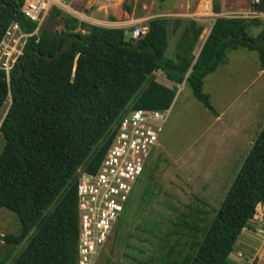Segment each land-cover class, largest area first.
<instances>
[{"label":"trees","instance_id":"trees-1","mask_svg":"<svg viewBox=\"0 0 264 264\" xmlns=\"http://www.w3.org/2000/svg\"><path fill=\"white\" fill-rule=\"evenodd\" d=\"M21 4L0 0V44L13 24L29 35L8 75L0 70V111L10 101L0 124V209L18 223V233L4 236L2 247H19L32 233L12 264H77L75 174L81 167L96 171L124 113L170 109L176 91L155 81L142 90L149 76L158 70L168 81L184 83L215 116L203 93L204 79L237 49L257 52L263 70L264 43L259 41L264 42V30L253 38L248 30L255 22L217 18L195 58L192 51L203 29L191 22L169 60L164 57V17L148 20L147 33L134 42L125 41L122 29L89 26L52 8L54 27L37 38L36 24L22 16ZM219 10L213 4V12ZM255 10L264 14V0ZM179 23L175 21L174 31ZM263 204L264 124L213 219L201 227L188 226V251L172 248L159 264H227L241 232ZM2 247L0 264H6Z\"/></svg>","mask_w":264,"mask_h":264},{"label":"rangeland","instance_id":"rangeland-1","mask_svg":"<svg viewBox=\"0 0 264 264\" xmlns=\"http://www.w3.org/2000/svg\"><path fill=\"white\" fill-rule=\"evenodd\" d=\"M78 2L80 5L67 0L65 8H57L63 15L89 26L100 27L94 23L99 17L91 14L96 9L92 1ZM198 2L118 0L112 7L100 8L99 13L104 20L107 17L108 22L113 20V14L120 21L130 19L136 23L143 20V25L148 19L166 17L168 47L164 57L170 59L175 54L178 41L174 23L180 19L191 23L190 15L196 14ZM215 3L220 7L219 13L213 12L214 16L209 22L197 21V26L202 27L204 32L192 51L194 55L219 16L255 22L248 30L253 38L264 30V14L256 12L246 0H212V4ZM126 7L130 12L126 11ZM51 14L52 10L45 15L34 36L38 38L45 28L53 26L49 20ZM55 29L59 31L61 28ZM122 30L125 41H129L132 28ZM27 37L19 24L9 28L0 46V65L8 61L12 66L18 53L22 52ZM6 52L9 57L4 56ZM164 77L158 70L153 72L142 90L150 81L170 88L164 83ZM172 88L176 91L175 100L168 110V119L150 165L135 187L119 228L95 264H159L162 254L172 251V248L188 251L192 242L188 226L201 227L213 219L264 124V69L259 66L257 52L244 49L228 52L215 73L204 79L203 93L209 97L212 108L218 114L216 116L193 98L191 90L184 83L175 84ZM9 103L7 100L0 111V124ZM251 106L252 116L248 120L246 137L233 140L232 131L243 111ZM3 147L4 141L0 135V154ZM143 201L145 205L140 206ZM263 205L256 208L255 216L241 232L227 264H264ZM17 233L15 216L0 209V247L3 246L4 236ZM28 238L19 247H2L3 254L8 257L6 264H12L17 259L26 247Z\"/></svg>","mask_w":264,"mask_h":264},{"label":"built area","instance_id":"built-area-1","mask_svg":"<svg viewBox=\"0 0 264 264\" xmlns=\"http://www.w3.org/2000/svg\"><path fill=\"white\" fill-rule=\"evenodd\" d=\"M65 1L67 0H22L20 12L26 20L36 24L35 34L45 15L52 8L65 7ZM91 1L96 9H107L118 0ZM246 1L251 8H255L260 0ZM213 16L212 0H200L192 18L200 21ZM126 27L132 28L131 39L134 42L139 41L148 29L141 22L129 23ZM21 54L22 52L18 53L12 66H9L8 61L2 63L0 70L8 75ZM4 56L9 57V53L6 52ZM168 115V110H133L124 113L114 128L96 171L89 173L85 167L77 170V264H95L100 253L112 240L136 185L150 165Z\"/></svg>","mask_w":264,"mask_h":264},{"label":"crops","instance_id":"crops-1","mask_svg":"<svg viewBox=\"0 0 264 264\" xmlns=\"http://www.w3.org/2000/svg\"><path fill=\"white\" fill-rule=\"evenodd\" d=\"M79 0H73V2H75V4H78V5H80L79 4V2H78ZM190 1V0H189ZM200 1V0H199ZM199 3V2H198ZM197 6H198V4H197ZM62 8H65V7H62ZM197 8V7H196ZM67 11H69L68 9H67ZM69 12H71V13H73V14H77L76 12H74L73 10H70ZM91 14H92V16L93 17H99V20H94V23H97V25H99L100 27H102V28H109V29H124L125 27H126V25L127 24H129V23H133V22H131V21H133V20H130V19H125V20H122V21H120V19L118 18V17H116V16H114L113 14H111L112 16H113V20L111 21V22H108V20H107V17L105 18V20L103 19L104 17H103V15L102 14H100L99 13V8L98 9H95V11H93V12H91ZM106 14H107V12H106ZM192 16L193 15H190V19L192 20V22H194L196 25H197V21L195 20V19H193L192 18ZM155 18H161V17H155ZM164 18H166V17H164ZM218 18H225V17H222V16H219ZM151 19H153V18H151ZM178 19V18H177ZM148 20H150V19H148ZM148 20L146 21V23L145 24H147V22H148ZM216 20V19H215ZM201 22H209L210 21V19H205V20H200ZM137 22H141V23H144V21L143 20H140V21H136V23ZM214 23V22H213ZM212 23V24H213ZM187 22L185 21V20H181L180 19V23H179V25H178V27H177V29L175 30V33H176V35H177V37H178V40H179V38H180V36L182 35V33H183V31H184V29L187 27ZM98 27V26H97ZM211 27H212V25L210 26V28L208 29V31L206 32L207 34H206V36H205V38L203 39V41H202V43L200 44V46H199V49H198V51H197V54L196 55H194L193 53H192V55L196 58L197 57V55H198V53H199V51H200V49H201V47H202V45H203V43H204V41H205V39H206V37H207V35H208V33H209V31H210V29H211ZM202 32H204V30L202 31ZM202 34V33H201ZM200 37H202V36H200ZM199 37V38H200ZM199 40V39H198ZM178 42V41H177ZM198 42V41H197ZM177 44V43H176ZM174 58H175V54L173 55V57H171L169 60H174ZM164 83L165 84H168L169 86H170V88L169 89H173L172 87H174L175 86V84L174 83H172V82H170V81H168L165 77H164ZM163 86V85H162ZM164 87H166V86H164ZM167 88V87H166ZM175 100V99H174ZM174 102V101H173ZM171 108V107H170ZM252 106H251V108L250 109H248V108H246L244 111H243V113H242V116L240 117V121L236 124L237 126L235 127V129L232 131V135H231V137H232V139L233 140H238V139H241L242 137L244 138V137H246V130H247V127L249 126L248 125V120H249V118H251V116H252ZM216 113V112H215ZM216 115H218L217 113H216ZM215 115V116H216ZM221 116V115H220Z\"/></svg>","mask_w":264,"mask_h":264},{"label":"water","instance_id":"water-1","mask_svg":"<svg viewBox=\"0 0 264 264\" xmlns=\"http://www.w3.org/2000/svg\"><path fill=\"white\" fill-rule=\"evenodd\" d=\"M259 42H260L261 44H263V43H264V42H263V40H260ZM4 116H5V115H4Z\"/></svg>","mask_w":264,"mask_h":264}]
</instances>
